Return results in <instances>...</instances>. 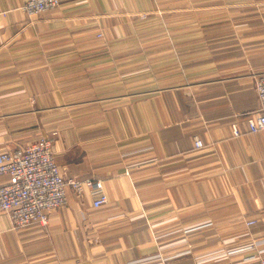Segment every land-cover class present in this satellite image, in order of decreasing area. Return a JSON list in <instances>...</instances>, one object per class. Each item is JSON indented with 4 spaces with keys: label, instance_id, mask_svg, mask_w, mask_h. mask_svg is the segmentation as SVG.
Returning <instances> with one entry per match:
<instances>
[{
    "label": "crops",
    "instance_id": "0c3cea01",
    "mask_svg": "<svg viewBox=\"0 0 264 264\" xmlns=\"http://www.w3.org/2000/svg\"><path fill=\"white\" fill-rule=\"evenodd\" d=\"M26 2L0 0V152L57 132L63 176L109 202L67 187L45 227L0 213V264H259L264 0Z\"/></svg>",
    "mask_w": 264,
    "mask_h": 264
},
{
    "label": "built area",
    "instance_id": "2783aa9c",
    "mask_svg": "<svg viewBox=\"0 0 264 264\" xmlns=\"http://www.w3.org/2000/svg\"><path fill=\"white\" fill-rule=\"evenodd\" d=\"M60 3L61 0H27L22 10L38 16L56 9ZM253 84L259 97L261 112L249 116L247 124L249 132L257 133L264 131V74L253 76ZM233 135H241L237 124L233 125ZM53 137H41L24 148L0 152V213L9 216L15 230L33 225L47 226L53 212L67 206V187H72L79 197L85 189H89L94 197V209L103 208L109 202L102 181L63 176L55 159ZM194 143L196 148L204 147L196 136ZM254 223L250 221L248 225ZM256 247L248 245L241 249L246 251ZM241 249L226 250L220 255L227 256L231 252L242 251ZM260 254L259 264H264V250Z\"/></svg>",
    "mask_w": 264,
    "mask_h": 264
},
{
    "label": "rangeland",
    "instance_id": "374dc122",
    "mask_svg": "<svg viewBox=\"0 0 264 264\" xmlns=\"http://www.w3.org/2000/svg\"><path fill=\"white\" fill-rule=\"evenodd\" d=\"M140 19H146L148 16H149V14H146V13H142V14H138L137 15ZM152 18H154V17H152ZM153 24H154V27H161L160 26V23H158V22H156V21H154L153 22ZM55 134V135H54ZM56 134H57V132H52V133H49V134H47V135H44V136H41V137H47V136H52L53 137V135H54V137L53 138H55V136H56ZM40 137V138H41ZM236 249L235 247H232V248H229V249Z\"/></svg>",
    "mask_w": 264,
    "mask_h": 264
}]
</instances>
